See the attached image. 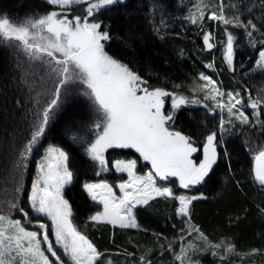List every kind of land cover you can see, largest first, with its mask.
Listing matches in <instances>:
<instances>
[{
  "label": "snow or ice",
  "instance_id": "6c2138e0",
  "mask_svg": "<svg viewBox=\"0 0 264 264\" xmlns=\"http://www.w3.org/2000/svg\"><path fill=\"white\" fill-rule=\"evenodd\" d=\"M40 4L42 9L37 6L20 23L0 15V43L14 50L17 67L23 56L31 67H40L51 85V98L42 108L40 99L35 100L37 112L25 142L13 147L18 156L9 212L0 214V264H120L101 252L75 222L68 193L77 186L85 203L92 202L93 213L84 228L110 225L113 236L116 229L151 233V245L133 243L135 251L124 248L115 253L124 257V264H154L156 253L159 257L170 253V264H224L235 252L234 242L228 237L211 239L193 220L195 204L209 199L205 190L214 187L220 162H230L229 136L239 129L248 144L247 138L256 132L264 135V87L253 98L246 84L226 91L204 72L189 85L173 83V90L153 85L109 51L112 26L102 17L126 6V0H40ZM180 6L186 7L183 0ZM164 10L162 0H154L153 30L161 39L160 32L167 27ZM183 20L202 34V51H220L224 67L219 71L232 73L235 79L239 69L244 78L264 80V0L228 4L219 0L216 5L194 0ZM206 21L215 24L205 30ZM216 33L223 38L217 40ZM238 46L252 50V64L237 62ZM204 67L217 71L215 57ZM183 87L192 95L180 91ZM66 103L81 113L74 122L79 128L68 135L66 126L61 127V134L71 141L67 147L45 146L44 138L60 123ZM182 113L197 119L192 131L177 126ZM41 148L43 155L27 191L29 160ZM249 151L250 178L264 193V147ZM110 153L115 155L110 158ZM130 153L135 155L129 158ZM235 182L240 187V181ZM160 201L171 205L164 231L141 221L152 218ZM258 211L264 216V207ZM240 219H230V224ZM250 254H261L260 249ZM155 264H163L162 259Z\"/></svg>",
  "mask_w": 264,
  "mask_h": 264
},
{
  "label": "trees",
  "instance_id": "16d2710c",
  "mask_svg": "<svg viewBox=\"0 0 264 264\" xmlns=\"http://www.w3.org/2000/svg\"><path fill=\"white\" fill-rule=\"evenodd\" d=\"M154 0H126V6H117L115 11L107 12L102 17L106 24L112 26L113 40L111 41L110 53L117 54L122 60L128 62L142 76L156 86L172 89V84L189 85L193 78L198 77L200 72L212 76L221 82L224 90L237 89L240 85L246 84L251 90L253 98L257 90L264 87V80L259 76L244 78L239 69L233 79V74L226 71H219L224 65L221 62V53L214 49L211 53L202 51V34L196 26L189 25L183 20L187 10L192 6L194 0H183L186 7L180 6V0H162L165 5L164 19L167 21L166 29L160 32L159 38L153 30L152 5ZM233 0H225L231 3ZM219 3V0L210 2L212 5ZM43 5L40 0H0V15L7 14L16 23L23 22V19ZM76 11V8L73 9ZM259 14L257 9V15ZM160 13L155 15V23L159 24ZM215 22L206 21L208 25ZM192 30H186V29ZM233 31H237L233 29ZM217 40L222 39V33H216ZM237 62L243 61L245 65L252 64L255 54L247 46L237 49ZM181 52L183 55H181ZM215 57V68L217 71L208 69L204 65L212 62ZM202 83V82H201ZM184 93L189 92L187 87L180 89ZM39 98L42 108L44 102L51 98V85L47 81L46 74L40 67H31L23 56L20 59V66L17 67V58L13 49L7 47L6 43H0V212L5 213L8 202L13 195V164L18 154L13 147H19L25 142L32 122L37 112L35 100ZM16 101H20L19 104ZM64 105L59 124L47 133L44 138V145L52 143L57 146L67 147L71 142L68 136L61 134V127L66 126L68 135H71L79 128L81 113L75 108ZM251 110L249 109L248 112ZM198 116H203V111H197ZM197 119L188 114H181L177 126L189 132L196 126ZM245 136L237 129L236 133L229 136V147L233 156L229 161L220 162L216 169L214 187L205 190L208 195L207 201L196 202L193 220L200 225L211 239L228 237L234 242L235 252L229 254L224 264H264V216H261L258 209L264 207V193H261L250 178L252 164V152L264 147V135L256 132L249 136L248 144H245ZM118 151V150H117ZM35 153V152H34ZM115 153H110V158ZM132 158V154H129ZM229 163L232 171H228ZM112 175V174H111ZM109 175V176H111ZM35 176V167L30 166L25 173L26 190L30 191L31 182ZM92 173H88L91 178ZM235 179H232V177ZM85 177L79 178L80 184ZM236 180L240 181L237 187ZM111 182V179L110 181ZM86 196V194H84ZM68 198L74 206V218L78 226L82 228L94 242L97 248L111 258L124 264V257L115 253L127 248L135 251L132 244L148 246L153 242L151 233L128 230L122 232L115 230L110 225L83 226L87 217L93 213L91 201L87 203L81 198L79 186L68 193ZM27 207V205H25ZM247 209V212H245ZM9 210V209H8ZM171 213V205L160 201L148 219L150 223L145 225L152 230L164 231L166 228L165 217ZM19 216V215H15ZM241 217L238 223L230 224V219ZM155 223V226L152 224ZM163 227V228H162ZM161 243H165L161 241ZM253 249H260L261 254H250ZM137 252V256H139ZM154 264L157 259H162L163 264H170L172 255L165 253L159 257L158 253L152 257ZM219 264V261L217 262Z\"/></svg>",
  "mask_w": 264,
  "mask_h": 264
},
{
  "label": "rangeland",
  "instance_id": "374dc122",
  "mask_svg": "<svg viewBox=\"0 0 264 264\" xmlns=\"http://www.w3.org/2000/svg\"><path fill=\"white\" fill-rule=\"evenodd\" d=\"M205 2H207V3H210V2H213V0H205ZM77 10V9H76ZM214 50V49H213ZM212 50V51H213ZM203 83V82H202ZM220 86L222 87V89H224L223 88V86L220 84ZM185 94H187V95H192V93L191 92H187V93H185ZM68 100L69 101H71L72 100V98L71 97H69L68 98ZM70 105H69V107H71L72 105H71V103H69ZM73 108V107H72ZM225 115H226V113H225ZM132 154V153H131ZM43 155V148H41V149H39L38 151H36L35 153H33V155L30 157V160H29V164H30V166H34L35 167V175H36V163H37V161L41 158V156ZM135 154H132V156H134ZM108 175H111V173H109ZM35 177V176H34ZM34 179V178H33ZM112 182V181H111ZM31 187V186H30ZM6 210H5V213H1L0 212V214H7L8 212H9V210H8V208H7V206L6 207H4ZM13 218H20L19 216H15V214L13 215ZM141 221L143 222V223H150V221L147 219V220H145V218H143V217H141ZM155 223H153L152 224V226H155L154 225ZM163 228V227H162ZM177 251H178V248H177ZM209 259H211L210 257H209ZM226 260V259H225ZM239 264V263H238Z\"/></svg>",
  "mask_w": 264,
  "mask_h": 264
}]
</instances>
